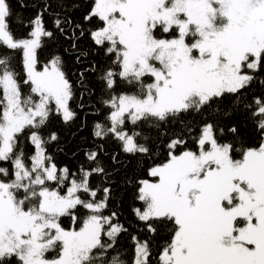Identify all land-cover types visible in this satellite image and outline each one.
Listing matches in <instances>:
<instances>
[{
	"label": "snow or ice",
	"instance_id": "obj_1",
	"mask_svg": "<svg viewBox=\"0 0 264 264\" xmlns=\"http://www.w3.org/2000/svg\"><path fill=\"white\" fill-rule=\"evenodd\" d=\"M11 15L8 0H0V48L22 50L25 73L21 82L11 57L0 55V162L9 165L0 166V264H150L149 241L132 237L130 262L118 248L126 229L113 222L116 213L103 214L111 189L97 199L99 186L90 183L93 174L107 175L99 153H85L95 167L81 166L78 178L47 154L45 145L57 140L41 134L51 106L65 123L75 119L73 86L59 56L37 70L41 38L53 36L41 14L29 21V38L20 39L10 31ZM83 20L91 27L54 23L79 51L77 62L103 56L91 67L108 96V123H96L93 135L111 134L131 156L151 155L144 125L157 132L184 126L163 133L166 153L148 168L152 179L137 184L142 207L135 215L153 235L167 230L156 264H264V96L245 102L264 70V0H94ZM84 36L91 41L86 50L78 44ZM117 78L130 90L114 94ZM259 84L264 88V79ZM233 111L247 113L251 139L222 124ZM189 113L202 118L194 121L199 132L191 145L183 131L194 129L181 119Z\"/></svg>",
	"mask_w": 264,
	"mask_h": 264
},
{
	"label": "trees",
	"instance_id": "obj_2",
	"mask_svg": "<svg viewBox=\"0 0 264 264\" xmlns=\"http://www.w3.org/2000/svg\"><path fill=\"white\" fill-rule=\"evenodd\" d=\"M8 2L12 11L9 18L10 31L17 39L29 38L28 33L31 31L29 21L37 14H41L45 29L52 32L53 36L51 38H41V46L36 50L37 68L41 70L53 57L59 56L63 61V71L73 86L74 98L70 101V108L76 113L75 119L72 122L65 123L62 117L55 112L54 104L51 106L53 111L50 113L49 120L43 127L41 134L47 139L52 133H55L57 140L45 145L47 154L53 158V162L59 168L67 167L70 173L75 174L78 178L81 166L84 168L95 167V163L87 161L85 153L90 151L99 153L97 163L105 168L107 175L93 174L90 183L93 188L99 186L97 199L103 198L104 187L111 189L112 195L107 201V208L103 214L116 213L113 222L119 223L126 229L125 232L119 235L118 248L126 250L127 255L125 258L130 262L133 256L132 237L136 236L142 241L147 240L150 243L152 252L150 264H156L158 248L167 238V230L160 228L158 233L153 235L148 232L145 222L140 221L135 215L134 209L142 207V202L136 199L137 184L142 179H152L147 174L148 168L154 162L159 163L163 154L166 153L165 142L167 137L163 133L167 132L171 135L173 132H181L184 126L178 122L169 123L160 126V130L157 132L154 128L150 129L147 125H144V131L146 133L150 132L152 136V139L147 142L152 149L151 155L137 154L131 156L122 152L120 142L111 134L105 138L95 137L93 135L94 125L96 123H108L105 117L109 110L102 103V100L107 99L108 96L102 94L97 82V76L101 73H94L91 67L94 64L102 65L103 56L102 54L81 56L79 62H77L76 57L79 55V51L70 47V40L55 27L54 23L56 19L62 21L68 19L73 22V25L79 23L85 28L91 27L83 20V17L91 11L94 1L8 0ZM92 23H96L95 19ZM64 27L67 33L74 30L69 25ZM79 31L80 29H75L77 36ZM78 44L80 49L86 50L91 41L87 36L79 37ZM0 55L11 57L12 65L18 73V79L22 82L25 78L22 50L0 48ZM81 73L84 74L83 78ZM260 79H264V70L260 73L257 82L253 83L247 90V100L245 102H251L253 95L257 97L264 96V88L259 84ZM85 86H87V90H85ZM22 87L25 94H28L29 87L23 84ZM124 90L130 89L126 84L119 82V78H117L114 94H120ZM240 107L243 108V105ZM181 119L194 129L191 134L186 130L183 131V138L191 145L192 136L199 132V128L194 121L200 122L202 118L189 113L182 116ZM220 119L224 125L231 126L235 124L245 134L246 138L251 139L253 137V125L245 111H233L231 115H222ZM132 127L130 123L126 122L125 130L131 132ZM20 139L26 147L27 155H32L34 147L27 142L25 136H21ZM0 166L8 167L9 165L0 162ZM72 178L74 177L70 175L69 179ZM79 214L82 219L84 210L81 209ZM62 221L65 227L73 226L70 217H63ZM78 226L76 225V227ZM105 239L107 238L105 237Z\"/></svg>",
	"mask_w": 264,
	"mask_h": 264
},
{
	"label": "rangeland",
	"instance_id": "obj_3",
	"mask_svg": "<svg viewBox=\"0 0 264 264\" xmlns=\"http://www.w3.org/2000/svg\"><path fill=\"white\" fill-rule=\"evenodd\" d=\"M93 1H94V0H93ZM43 68H44V67H43ZM43 68H42L41 70H43ZM37 70H40V69L37 68ZM54 106H55V105H54ZM149 180H151V179H149Z\"/></svg>",
	"mask_w": 264,
	"mask_h": 264
}]
</instances>
